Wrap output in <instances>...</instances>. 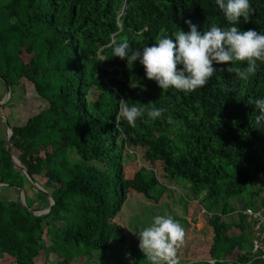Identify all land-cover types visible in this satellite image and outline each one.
<instances>
[{"label":"trees","instance_id":"16d2710c","mask_svg":"<svg viewBox=\"0 0 264 264\" xmlns=\"http://www.w3.org/2000/svg\"><path fill=\"white\" fill-rule=\"evenodd\" d=\"M250 3L251 22L236 26L264 33V0ZM187 20L201 32L213 23L230 26L216 0H0V84L11 94L22 86L20 100L33 99L37 108L33 115L11 111L18 125L5 116L9 150L55 202L47 214L27 210L50 201L0 139V184L14 195L0 198V264H112V252L118 264H150L126 242L119 215L130 193L158 201L162 181L178 179L189 183V200L204 192L214 201L209 259L187 264H264L252 251L253 223L244 214L264 216V199L242 206L237 224L224 219L245 189L251 199L264 192V122L255 123L252 103L264 97V63L247 80L215 65L206 86L163 92L139 61L128 66L112 56L114 40L142 51L162 34L189 31ZM120 99L152 102L165 112L155 121L145 115L134 127L122 118L116 128ZM127 151L140 155L137 161L129 155L135 160L129 167Z\"/></svg>","mask_w":264,"mask_h":264},{"label":"clouds","instance_id":"9594fccd","mask_svg":"<svg viewBox=\"0 0 264 264\" xmlns=\"http://www.w3.org/2000/svg\"><path fill=\"white\" fill-rule=\"evenodd\" d=\"M216 4L229 27L213 23L201 32L197 25L187 20L189 31L180 28L172 37L162 34L152 46H145L142 51L133 49L127 39L114 40L112 56L127 60L128 66L139 61L147 79L155 81L163 92L169 89L192 92L206 86L217 72L215 65H228L220 70L247 80L256 74L257 62L264 63V33L254 29L241 30L236 26L241 19L246 24L251 22L250 0H216ZM245 63L246 67L237 66ZM252 103L259 113L254 115L255 123L260 125L264 122V97ZM164 112L165 109L155 107L152 102L130 104L120 99L116 128L122 118L134 127L145 115L155 121L162 118ZM168 123H173L171 116ZM138 238L139 249L150 264H179L177 249L184 242L185 230L171 215H156L153 222L139 232Z\"/></svg>","mask_w":264,"mask_h":264},{"label":"rangeland","instance_id":"374dc122","mask_svg":"<svg viewBox=\"0 0 264 264\" xmlns=\"http://www.w3.org/2000/svg\"><path fill=\"white\" fill-rule=\"evenodd\" d=\"M22 92L23 87H17L14 94H11L10 98L5 101V88L0 84V115L8 117V123L11 125L19 124L16 117L10 114L14 109V113L21 111L22 113L26 112L29 115H33L37 111L33 99H30L27 102L25 100H20ZM9 101H14V104L7 107L6 103ZM19 116L20 115H17V117ZM6 134L7 130L5 123L0 120V139H4ZM132 154L135 155L134 158H136V161L140 156L131 151H127L124 161L128 167L131 166L130 164L135 163V160L133 162V159L129 157V155ZM133 168L134 167L132 166V170ZM159 179L162 181L161 176ZM162 182L166 190L158 201L146 198L139 193H130L128 195L119 215L120 223L124 228L126 242L130 247H134L141 251L139 249V232L149 226L156 215L167 214L171 215L176 221H178L185 230L184 242L177 249L179 264H187L209 259V249L212 243L213 232L208 226L207 220L211 212L209 208L214 201L212 199H204V192L200 194L196 200H189V183L186 180L178 179L177 181L172 182L168 180ZM163 184L161 183L162 186ZM259 187L264 188V182L261 183ZM160 188V186L156 188L155 192H158ZM249 191H251L250 188L245 189L237 198L230 201L235 209V213L224 217L225 221L237 224L238 215L240 213L242 214V206L250 204V206L255 207L259 204L261 199H264V192H262L258 198L251 199ZM154 193L152 195L156 198L157 195H154ZM3 195H9L14 198L11 189H0V198ZM217 203L219 206L223 204L221 197H218ZM262 213L264 214V209L262 210ZM231 233L237 234L238 229L234 228ZM113 250L114 248L112 251ZM111 262L112 264H118L115 252H112Z\"/></svg>","mask_w":264,"mask_h":264},{"label":"water","instance_id":"95a60500","mask_svg":"<svg viewBox=\"0 0 264 264\" xmlns=\"http://www.w3.org/2000/svg\"><path fill=\"white\" fill-rule=\"evenodd\" d=\"M126 8V5H124L123 7V10H122V13H124V10ZM5 94H6V97H5V101H7L10 96H11V88L8 84H5ZM0 120L3 121L5 123V126H6V130H7V134H6V141H5V149L8 153V156H9V159L11 160V162L17 167L19 168L22 173L24 174V176L26 177V179L29 181V183L35 187L39 192H41L42 194H44L50 201V204L47 208H44V209H30V208H27L26 204H25V199H24V196H23V191L22 189H18V199H19V202L20 204L24 207V208H27V210L32 213L33 215H36V216H40V215H43V214H47L52 206L55 204L54 202V199L50 196V194H48L34 179L33 177L28 173V171L26 170V168L24 166H22V164L20 163V161L15 158L11 153H10V150H9V146H10V138L12 136V129L10 127V125L7 123L6 121V118L3 116V115H0ZM10 187V185H7V184H0V189L2 188H8ZM13 264H17V263H13Z\"/></svg>","mask_w":264,"mask_h":264},{"label":"built area","instance_id":"2783aa9c","mask_svg":"<svg viewBox=\"0 0 264 264\" xmlns=\"http://www.w3.org/2000/svg\"><path fill=\"white\" fill-rule=\"evenodd\" d=\"M244 214L248 217V222H252V232L254 239L252 240L254 253H259V258L264 261V216L261 213H254L246 210Z\"/></svg>","mask_w":264,"mask_h":264}]
</instances>
